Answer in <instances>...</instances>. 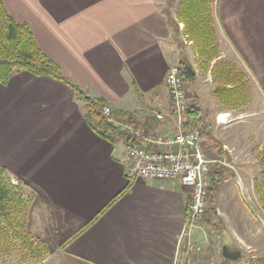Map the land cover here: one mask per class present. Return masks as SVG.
Returning a JSON list of instances; mask_svg holds the SVG:
<instances>
[{
  "label": "crops",
  "instance_id": "crops-1",
  "mask_svg": "<svg viewBox=\"0 0 264 264\" xmlns=\"http://www.w3.org/2000/svg\"><path fill=\"white\" fill-rule=\"evenodd\" d=\"M172 1L3 3L16 21L29 26L44 54L89 98L105 99L113 111L135 113L139 122L153 117L155 111L171 109L166 75L171 66L190 62L197 73L190 92L203 114L200 94L206 90L199 85L200 73L207 77L204 85L215 99L212 119L203 123L206 148L236 168H250V156L264 150V0H215L221 58L233 63L236 73L248 82L239 100L226 92L225 101L216 92L221 81L212 67L203 68L187 36L186 52L178 53L172 20L181 0ZM84 105L71 87L49 76L21 72L8 84H0V166L25 193L29 233L50 248L44 264H185L180 263L179 240L190 191L177 181L129 183L130 162L123 140L100 135L86 121ZM222 114L228 115L224 123L219 119ZM246 120L249 129L227 133L229 126ZM157 130L167 129L160 124ZM256 163L263 168L260 159ZM229 173L220 168L213 186L237 178L244 202L252 201V196L256 199L247 174L238 172L228 180ZM256 200L262 209L258 195ZM218 206L222 216L223 206ZM242 217L236 213L231 221L234 234L224 222L230 235L221 245L240 250L241 256L230 260L221 252L222 264L264 261L263 232L244 224ZM214 222L209 224L214 227L218 218ZM200 231L198 225L193 238L202 248L197 239ZM243 251L247 258L242 257ZM201 252L195 254L193 264L202 262Z\"/></svg>",
  "mask_w": 264,
  "mask_h": 264
},
{
  "label": "trees",
  "instance_id": "trees-1",
  "mask_svg": "<svg viewBox=\"0 0 264 264\" xmlns=\"http://www.w3.org/2000/svg\"><path fill=\"white\" fill-rule=\"evenodd\" d=\"M174 3L175 0L172 1V4ZM172 21L176 32L179 30V23L184 24V35L193 42V49L203 68L208 71L212 67L213 74H216L221 81L216 92L222 100L225 101L228 97L226 92H229L235 100H239L240 92L245 89L248 82L244 80L242 74L236 73L233 63L221 58L222 51L216 30L215 0H181L176 20ZM214 61L216 62L212 66ZM180 66L183 69L182 79L185 86L191 91L197 79L196 70L188 61H181ZM21 72H29L35 76H49L62 81L84 101V117L100 135L111 140L118 138L123 140V134L103 117V109L109 106L108 102L103 98H89L79 85L65 76L59 66L41 50L29 26L16 21L7 11L3 0H0V84H8L15 74ZM229 86L232 88L230 89ZM114 116L118 120L152 130H156L160 125L154 117H147L139 122L135 113L123 110H115ZM189 116L190 125L200 126L202 135H206L203 131L204 116L197 98ZM259 159L263 164L261 173L264 176V150L260 152ZM215 186L211 188V192ZM255 188L264 210V182L256 180ZM211 192L209 198L211 209L207 221L213 224L217 216V208L213 204ZM24 196L23 189L13 184L6 168L0 166V255L8 254L19 242L18 251L23 258H32L39 264H44L50 248L29 233L28 201ZM260 262L264 264L263 260Z\"/></svg>",
  "mask_w": 264,
  "mask_h": 264
},
{
  "label": "built area",
  "instance_id": "built-area-1",
  "mask_svg": "<svg viewBox=\"0 0 264 264\" xmlns=\"http://www.w3.org/2000/svg\"><path fill=\"white\" fill-rule=\"evenodd\" d=\"M183 69L173 65L165 78L171 98L169 111H155L153 117L166 127L165 132L152 130L118 120L110 106L103 117L123 134L127 160L126 178L138 180L177 181L190 191L186 203V222L179 240L180 263H191L192 256L202 248L193 238L194 230L207 215L215 175L220 168L238 175L234 164L206 148L200 126L190 125L189 112L196 104L195 96L187 90L182 79Z\"/></svg>",
  "mask_w": 264,
  "mask_h": 264
},
{
  "label": "rangeland",
  "instance_id": "rangeland-1",
  "mask_svg": "<svg viewBox=\"0 0 264 264\" xmlns=\"http://www.w3.org/2000/svg\"><path fill=\"white\" fill-rule=\"evenodd\" d=\"M178 1V2H177ZM180 0H176V3L178 4ZM176 6V5H175ZM170 13H172V8L170 10ZM174 24V23H173ZM184 28L182 25H179V30L177 31V35H176V47H177V51L178 53L181 54V52H186L185 47H188V43H187V39L185 38L184 35ZM164 44V43H163ZM190 54V53H189ZM188 54V55H189ZM186 60V57H185ZM196 69H199L196 66ZM205 79V80H204ZM207 77H205V75H202L200 73V84L201 90L205 91L204 94L202 93V95L200 94V99H201V106L202 109L204 111V121L206 123H208L209 121H211L212 116H211V112L212 109H214V102L215 99L213 98V94H210V92L207 90L208 87L207 85ZM236 118V117H235ZM230 121L232 119H229ZM249 127H251L250 125V121L246 120V121H239L238 123H235L231 126L228 127V131L227 133H236L237 131H246L247 129H249ZM262 129H264V127H262ZM223 135H225V130L222 131ZM119 140L122 141V139L118 138ZM211 152V150H210ZM251 164H250V168H244L242 169L241 166H239L237 163V167L239 166L238 172L240 175H244L247 174L248 176V181L247 183L250 185V191L256 195V199H257V193L255 190V184L254 181L255 180H259L260 182H264V176L262 175L261 171L262 169L260 168V165L258 163H256V160L259 159V155L258 152L257 153H253L251 156ZM230 173L228 174V176H226L229 180V177L231 176V179H233L234 177H237V174L232 173L231 170H228ZM8 172V171H7ZM231 174V175H230ZM9 175V174H8ZM9 177H11L9 175ZM242 177V176H241ZM236 179H233V182L230 181L229 183L223 182L221 185L215 186V189L212 190L211 192V196L213 199V204L214 206L217 208L219 207L218 205L221 204V206H223V209L221 210L222 212V216L219 215L218 216V212H217V217L218 218V222L216 224H218V226H220L219 230L215 224L214 227H212L207 219H209V215H210V209L207 213V215L205 216V218L203 219L202 222H200L198 225L201 227V229L203 228V231H200L197 239L198 242L200 244H202V248H203V252H201V254L199 255V258H202V262L199 264H222L223 259L221 258L220 253L222 252L223 249V245H221V241L223 243H225L226 241V236L230 235V232L232 234H234L233 232V223L231 221H234V215L237 213L241 216H243L242 218L244 219V224L246 225H252L256 228V230H260L263 232L262 234V238H261V243L264 245V228L262 227V224L264 223V211L259 207V205L255 202L257 201L255 198H253L252 196V201H248L247 203H245L244 201V197L240 194V190L238 188V186L236 185ZM17 185H20V183H16ZM247 184V185H248ZM235 213V214H234ZM234 214V215H233ZM215 221V218L213 220V223ZM227 224V229L230 231H228L226 229V225ZM246 222V223H245ZM263 228V229H262ZM219 231V233H218ZM220 238V239H219ZM20 245L19 242L16 243V247L13 250H10V252L5 255H0V264H39L37 260H34L32 258H23L21 256V253L18 251ZM239 250V249H238ZM240 251V250H239ZM241 252V251H240ZM243 256L247 258L248 255L245 251H243ZM195 257L198 255H194ZM192 256V261L191 263L188 264H193V262L195 261V257ZM250 258V255H249ZM186 264V263H185Z\"/></svg>",
  "mask_w": 264,
  "mask_h": 264
},
{
  "label": "water",
  "instance_id": "water-1",
  "mask_svg": "<svg viewBox=\"0 0 264 264\" xmlns=\"http://www.w3.org/2000/svg\"><path fill=\"white\" fill-rule=\"evenodd\" d=\"M222 252L223 255L230 260H237L241 256L240 251H231L226 246L223 247Z\"/></svg>",
  "mask_w": 264,
  "mask_h": 264
},
{
  "label": "bare ground",
  "instance_id": "bare-ground-1",
  "mask_svg": "<svg viewBox=\"0 0 264 264\" xmlns=\"http://www.w3.org/2000/svg\"><path fill=\"white\" fill-rule=\"evenodd\" d=\"M227 116L228 115H225V114H222L221 116H220V122H222V123H224V122H226V118H227Z\"/></svg>",
  "mask_w": 264,
  "mask_h": 264
}]
</instances>
